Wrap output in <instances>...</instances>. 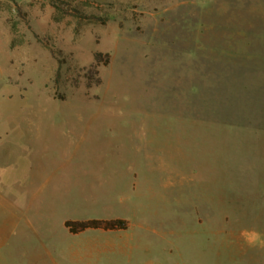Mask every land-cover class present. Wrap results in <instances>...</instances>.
I'll list each match as a JSON object with an SVG mask.
<instances>
[{
    "label": "rangeland",
    "instance_id": "1",
    "mask_svg": "<svg viewBox=\"0 0 264 264\" xmlns=\"http://www.w3.org/2000/svg\"><path fill=\"white\" fill-rule=\"evenodd\" d=\"M63 1L0 0V264H264V0Z\"/></svg>",
    "mask_w": 264,
    "mask_h": 264
},
{
    "label": "trees",
    "instance_id": "2",
    "mask_svg": "<svg viewBox=\"0 0 264 264\" xmlns=\"http://www.w3.org/2000/svg\"><path fill=\"white\" fill-rule=\"evenodd\" d=\"M56 1V0H55ZM61 1L62 4H65L63 0ZM79 13V9L77 7L70 8ZM64 225L68 228L71 233H76L78 231H83L88 228H99L103 230H123L127 228V221L123 218H115V219H108V220H101V219H91L87 221H65Z\"/></svg>",
    "mask_w": 264,
    "mask_h": 264
},
{
    "label": "clouds",
    "instance_id": "3",
    "mask_svg": "<svg viewBox=\"0 0 264 264\" xmlns=\"http://www.w3.org/2000/svg\"><path fill=\"white\" fill-rule=\"evenodd\" d=\"M247 243H249V245H264V240H261L260 235L258 233H253L251 237L247 238Z\"/></svg>",
    "mask_w": 264,
    "mask_h": 264
},
{
    "label": "bare ground",
    "instance_id": "4",
    "mask_svg": "<svg viewBox=\"0 0 264 264\" xmlns=\"http://www.w3.org/2000/svg\"><path fill=\"white\" fill-rule=\"evenodd\" d=\"M93 107H94V106H93ZM91 108H92V105H91ZM97 108H100V109H101V108H103V106H102V105H99V107H97ZM95 109H96V107H95ZM95 109H93V110H95ZM100 109H99V110H100ZM99 112H100V111H99ZM90 113H91V112H90ZM101 114H102V113H101ZM103 114H104V113H103ZM103 114H102V115H103ZM97 117H98V116H97ZM100 117H101V115H100ZM102 117H103V116H102ZM94 119H97V118H94Z\"/></svg>",
    "mask_w": 264,
    "mask_h": 264
}]
</instances>
